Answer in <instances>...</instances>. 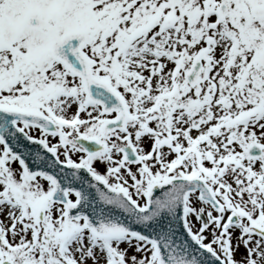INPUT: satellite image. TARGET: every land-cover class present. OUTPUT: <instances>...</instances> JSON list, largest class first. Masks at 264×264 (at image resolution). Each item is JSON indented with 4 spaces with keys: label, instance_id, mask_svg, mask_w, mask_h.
<instances>
[{
    "label": "snow or ice",
    "instance_id": "snow-or-ice-1",
    "mask_svg": "<svg viewBox=\"0 0 264 264\" xmlns=\"http://www.w3.org/2000/svg\"><path fill=\"white\" fill-rule=\"evenodd\" d=\"M0 264H264V0H0Z\"/></svg>",
    "mask_w": 264,
    "mask_h": 264
}]
</instances>
